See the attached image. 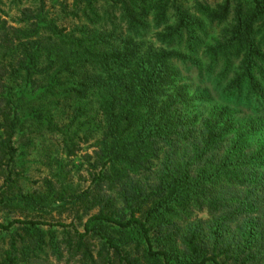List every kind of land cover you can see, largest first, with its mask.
<instances>
[{
	"label": "trees",
	"instance_id": "obj_1",
	"mask_svg": "<svg viewBox=\"0 0 264 264\" xmlns=\"http://www.w3.org/2000/svg\"><path fill=\"white\" fill-rule=\"evenodd\" d=\"M6 1L0 264H264V0ZM90 140L71 189L62 155Z\"/></svg>",
	"mask_w": 264,
	"mask_h": 264
},
{
	"label": "rangeland",
	"instance_id": "obj_2",
	"mask_svg": "<svg viewBox=\"0 0 264 264\" xmlns=\"http://www.w3.org/2000/svg\"><path fill=\"white\" fill-rule=\"evenodd\" d=\"M3 2V4L7 3L6 0H0ZM205 3L210 4L211 6H214L215 4L219 3L221 0H202ZM192 0H189V3H191ZM46 6L50 7L49 0H46ZM0 9L4 11L7 14H0L1 20H6L8 22L11 21L13 17H15V11L13 9L10 10L9 5H2L0 6ZM58 10L57 8H52V11ZM51 11V10H50ZM35 148L27 149L23 148L25 150V153L27 152L28 155L25 159H23L22 164L24 165L23 168V180L20 181V186L23 188L24 191H31V189H35L41 186L42 179L44 177H48V169L46 165L44 164L45 160L42 157L41 149L43 146H47L48 144L55 143L58 141L57 138H50L49 135L44 134L41 132L40 134H35ZM31 136V135H28ZM97 136V135H94ZM19 138V141H17ZM16 145L18 147L23 145V140L17 136L16 138ZM94 140H90L88 143H80L79 144V151L76 152L74 157L66 158L64 155H62V159L64 160V165L67 168L68 171H70V179L67 185L71 187V189L74 190H82L85 187L88 186L90 181V167L88 164L87 156H91L93 154L94 148H91V145ZM21 149V148H20ZM21 149V150H23ZM92 162V161H91ZM49 214V211L47 212ZM49 217L46 219L49 222H56L61 221L62 223H70L71 219L69 218L68 214H63L61 216L57 215L55 211L53 210ZM197 218H204L203 214L199 213L196 216ZM18 218L15 214H9L6 211L0 210V223H7L8 221H12L13 219ZM24 217H22L23 219ZM84 222V220H83ZM75 225L78 227V229H82L81 226H79L78 222H74ZM46 228V227H45ZM4 236V235H0ZM48 264H66L64 262L57 263L53 259L49 260ZM72 264V263H68Z\"/></svg>",
	"mask_w": 264,
	"mask_h": 264
}]
</instances>
